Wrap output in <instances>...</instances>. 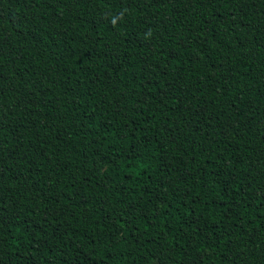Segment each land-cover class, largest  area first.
<instances>
[{
  "label": "trees",
  "instance_id": "1",
  "mask_svg": "<svg viewBox=\"0 0 264 264\" xmlns=\"http://www.w3.org/2000/svg\"><path fill=\"white\" fill-rule=\"evenodd\" d=\"M0 264H264V0H0Z\"/></svg>",
  "mask_w": 264,
  "mask_h": 264
}]
</instances>
